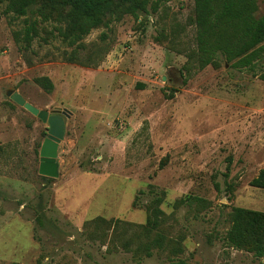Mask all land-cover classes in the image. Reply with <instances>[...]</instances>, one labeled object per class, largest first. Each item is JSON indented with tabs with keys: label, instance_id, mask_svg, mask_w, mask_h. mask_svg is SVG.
I'll list each match as a JSON object with an SVG mask.
<instances>
[{
	"label": "rangeland",
	"instance_id": "obj_1",
	"mask_svg": "<svg viewBox=\"0 0 264 264\" xmlns=\"http://www.w3.org/2000/svg\"><path fill=\"white\" fill-rule=\"evenodd\" d=\"M150 2L74 46L64 22L0 4V264H264L226 241L233 208L264 212L250 186L264 169V55L254 71L224 58L201 68L194 0ZM30 19L38 34L24 50L16 32ZM9 91L66 118L58 178L39 174L49 125ZM156 206L165 250L149 258L108 247L112 227L104 243L85 226L120 220L134 250Z\"/></svg>",
	"mask_w": 264,
	"mask_h": 264
},
{
	"label": "trees",
	"instance_id": "obj_2",
	"mask_svg": "<svg viewBox=\"0 0 264 264\" xmlns=\"http://www.w3.org/2000/svg\"><path fill=\"white\" fill-rule=\"evenodd\" d=\"M193 23L196 27V42L201 68L212 66L218 69L221 58L235 67L254 71L256 61L264 55V14L257 16V0H194ZM150 0H0L6 6L5 13L21 19L29 14L39 15L42 22L51 20L66 24L59 36L70 46L76 45L93 29L100 27L109 16L132 15L139 19L148 15ZM38 22L26 20L25 26L16 35L22 49L28 50L38 34ZM17 39V40H18ZM263 45V46H262ZM235 62V64H234ZM264 82V72L259 74ZM36 83L46 92L54 90L48 77L37 78ZM46 179V178H45ZM47 180V179H46ZM250 186L264 190V169L250 182ZM158 204L161 200H156ZM163 211L156 206L153 217L148 219L142 229L141 245L133 250L128 231H121L120 220L107 221L97 218L85 226L91 237L101 232L100 239L106 243L112 229L108 247L114 250L131 252L135 257H152L153 250H165V237L160 231ZM43 226L44 214L37 216ZM231 226L226 235L228 245L234 249L245 250L257 258L264 257V212L235 207L230 214ZM122 225L125 226L124 223ZM127 226L133 227L130 224ZM175 264H187L178 261Z\"/></svg>",
	"mask_w": 264,
	"mask_h": 264
},
{
	"label": "water",
	"instance_id": "obj_3",
	"mask_svg": "<svg viewBox=\"0 0 264 264\" xmlns=\"http://www.w3.org/2000/svg\"><path fill=\"white\" fill-rule=\"evenodd\" d=\"M7 96H9L14 103L23 107L43 123L49 125L48 138L43 143L40 151L39 174L50 179L58 178V149L65 136L66 118L63 117L64 115H51L48 111L38 109L27 102L26 99L17 92L9 91L7 92Z\"/></svg>",
	"mask_w": 264,
	"mask_h": 264
}]
</instances>
